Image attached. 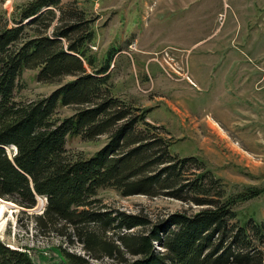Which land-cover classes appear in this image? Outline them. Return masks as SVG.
<instances>
[{"label":"trees","instance_id":"16d2710c","mask_svg":"<svg viewBox=\"0 0 264 264\" xmlns=\"http://www.w3.org/2000/svg\"><path fill=\"white\" fill-rule=\"evenodd\" d=\"M76 1L67 9L62 0H32L9 19L0 13V198L27 209L38 195L45 198L42 212L31 216L36 230L83 252L63 248L58 264H264V223L252 216L239 221L234 198L225 197L202 159L171 153V140L155 132L168 133L164 126L112 94L110 65L120 49L96 62L94 31L84 12L70 6ZM27 69L57 87L17 99ZM64 106L75 111L60 117ZM100 135L107 139L90 156L67 153L68 136ZM106 187L201 207L152 221L101 204L97 191ZM0 264L39 263L0 240Z\"/></svg>","mask_w":264,"mask_h":264},{"label":"rangeland","instance_id":"374dc122","mask_svg":"<svg viewBox=\"0 0 264 264\" xmlns=\"http://www.w3.org/2000/svg\"><path fill=\"white\" fill-rule=\"evenodd\" d=\"M29 1L0 0V13L9 19ZM71 1L62 3L68 9ZM70 6L90 20L96 62L120 49L110 65L112 94L147 110L148 122L164 126L168 133L155 132L171 140V153L202 159L220 178L225 197L234 198L239 221L252 216L264 223V0H77ZM20 81L17 99L38 98L58 85L38 81L32 69ZM74 111L60 107L58 116ZM106 139L68 136L65 147L70 156H90ZM253 190L256 195L246 196ZM97 197L152 221L201 207L164 194L123 196L111 187L100 188ZM44 203L38 195L32 208L15 202L8 207L0 240L41 264H58L63 248L82 254L79 245L69 247L59 235L36 230L31 216Z\"/></svg>","mask_w":264,"mask_h":264},{"label":"bare ground","instance_id":"6f19581e","mask_svg":"<svg viewBox=\"0 0 264 264\" xmlns=\"http://www.w3.org/2000/svg\"><path fill=\"white\" fill-rule=\"evenodd\" d=\"M191 81V80H190ZM16 206V204H14L13 202H10V201H5L3 199L0 198V227L2 226L3 224V217L2 214L3 212L8 208V207H13V206ZM5 218V217H4ZM2 220V221H1Z\"/></svg>","mask_w":264,"mask_h":264},{"label":"water","instance_id":"95a60500","mask_svg":"<svg viewBox=\"0 0 264 264\" xmlns=\"http://www.w3.org/2000/svg\"><path fill=\"white\" fill-rule=\"evenodd\" d=\"M39 264H41L40 262H38Z\"/></svg>","mask_w":264,"mask_h":264}]
</instances>
